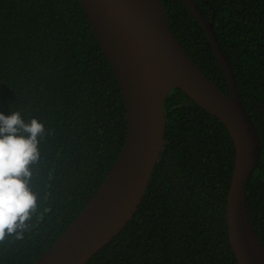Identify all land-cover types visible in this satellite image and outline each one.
<instances>
[{"label":"trees","instance_id":"16d2710c","mask_svg":"<svg viewBox=\"0 0 264 264\" xmlns=\"http://www.w3.org/2000/svg\"><path fill=\"white\" fill-rule=\"evenodd\" d=\"M213 23L255 124L261 154L246 189L264 246V0H193ZM170 29L223 93L229 87L200 24L181 0H162ZM38 118L46 135L34 166L40 214L19 241L0 244V264H31L76 220L127 138L116 75L77 0H0V113ZM164 146L135 215L88 264H237L226 204L232 138L180 89L164 101Z\"/></svg>","mask_w":264,"mask_h":264},{"label":"water","instance_id":"95a60500","mask_svg":"<svg viewBox=\"0 0 264 264\" xmlns=\"http://www.w3.org/2000/svg\"><path fill=\"white\" fill-rule=\"evenodd\" d=\"M108 59L126 107L124 147L76 220L31 264H88L135 215L165 137L164 101L182 90L228 130L235 166L226 204L228 240L237 264H264V246L247 209L246 189L260 154V138L243 106L236 75L210 22L193 0H181L200 24L226 78L223 93L193 63L173 35L162 0H77Z\"/></svg>","mask_w":264,"mask_h":264},{"label":"clouds","instance_id":"9594fccd","mask_svg":"<svg viewBox=\"0 0 264 264\" xmlns=\"http://www.w3.org/2000/svg\"><path fill=\"white\" fill-rule=\"evenodd\" d=\"M45 135V125L38 118L26 120L15 108L10 115L0 113V244L23 240L40 214L33 168Z\"/></svg>","mask_w":264,"mask_h":264}]
</instances>
